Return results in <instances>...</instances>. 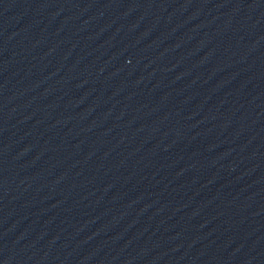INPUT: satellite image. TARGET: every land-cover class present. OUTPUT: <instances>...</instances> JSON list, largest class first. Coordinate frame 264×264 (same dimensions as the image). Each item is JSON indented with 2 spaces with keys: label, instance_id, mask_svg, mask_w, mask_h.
Returning a JSON list of instances; mask_svg holds the SVG:
<instances>
[{
  "label": "water",
  "instance_id": "water-1",
  "mask_svg": "<svg viewBox=\"0 0 264 264\" xmlns=\"http://www.w3.org/2000/svg\"><path fill=\"white\" fill-rule=\"evenodd\" d=\"M0 264H264V0H0Z\"/></svg>",
  "mask_w": 264,
  "mask_h": 264
}]
</instances>
